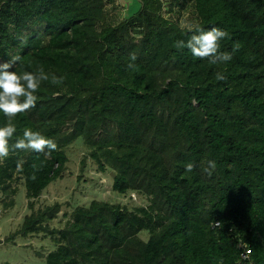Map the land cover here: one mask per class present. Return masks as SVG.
Segmentation results:
<instances>
[{
    "label": "trees",
    "instance_id": "trees-1",
    "mask_svg": "<svg viewBox=\"0 0 264 264\" xmlns=\"http://www.w3.org/2000/svg\"><path fill=\"white\" fill-rule=\"evenodd\" d=\"M137 1L119 18L128 8L105 0H0V61L18 55L17 74H49L36 106L13 118L9 145L26 128L57 144L47 156L11 150L0 162L3 205L24 186L20 232L52 238L46 264H264V0ZM187 24L226 31L219 50L232 59L212 64L178 49L192 35ZM7 119L0 113V126ZM74 144L87 150L82 168L91 160L112 192L145 204L93 200L50 227L60 204L34 206Z\"/></svg>",
    "mask_w": 264,
    "mask_h": 264
},
{
    "label": "rangeland",
    "instance_id": "rangeland-1",
    "mask_svg": "<svg viewBox=\"0 0 264 264\" xmlns=\"http://www.w3.org/2000/svg\"><path fill=\"white\" fill-rule=\"evenodd\" d=\"M106 8L112 6L126 7L125 11H118L116 17L123 18L135 14L140 9L137 0H105ZM126 9V8H125ZM154 66V65H153ZM153 69V67H152ZM169 79H163V83L171 84ZM159 89L164 87L157 85ZM167 88V86H166ZM170 91L174 90L171 85ZM68 162L63 176L52 182L36 200L34 210L60 204V213L56 219L49 223L50 227L61 228L65 224L64 214H70L78 206H86L93 200L107 201L110 203H120L128 208L144 205V200L135 193L117 195L111 190V178L106 173H102L91 160H87L82 168L80 161L87 154L86 148L82 144H74L67 149ZM110 175V174H109ZM14 196V205L5 208L3 205V195L0 194V264H46L45 256L55 249V243L49 236L40 234H23L20 232L23 218L29 214L26 207L25 188L18 187ZM135 197V199L133 198ZM146 232H142L145 238ZM146 239V238H145Z\"/></svg>",
    "mask_w": 264,
    "mask_h": 264
},
{
    "label": "clouds",
    "instance_id": "clouds-1",
    "mask_svg": "<svg viewBox=\"0 0 264 264\" xmlns=\"http://www.w3.org/2000/svg\"><path fill=\"white\" fill-rule=\"evenodd\" d=\"M125 6V8L128 7V2ZM185 27L192 35L186 42L184 40L177 41L175 46L178 49L187 48L194 57L200 59L209 58L212 64L225 63L232 59V55L229 52H221L219 50V42L229 35L226 31L214 26L207 30L192 24H187ZM22 42H26V37H22ZM238 47L236 45L233 48V52ZM136 59L135 53L130 54V61H135ZM20 60V56L14 55L9 61H0V113H3L8 118L5 126H0V162L9 156L11 150H31L43 152L47 156L57 149V144L54 140L46 138L39 131H33L28 128L24 129L22 137L17 138L11 147L9 145V141L16 133L13 118L36 106L38 96L35 93L41 81L49 80V74L45 73L43 68L36 73L24 71L22 74H17L13 68L16 62ZM128 67L133 68L134 64L129 63ZM216 79L221 81L226 79V77L221 72H217ZM51 82L55 85H60L63 83V77H57L52 74ZM46 149L47 152L45 151ZM206 164L207 166L203 168V171L211 175L216 168V162L208 160ZM17 166L20 167V162H18ZM185 168L187 172H192L194 165L187 163Z\"/></svg>",
    "mask_w": 264,
    "mask_h": 264
},
{
    "label": "built area",
    "instance_id": "built-area-1",
    "mask_svg": "<svg viewBox=\"0 0 264 264\" xmlns=\"http://www.w3.org/2000/svg\"><path fill=\"white\" fill-rule=\"evenodd\" d=\"M133 199H135V197ZM242 248H243V250L241 252L240 258H241V260H246L247 257H248L249 251H247V250L244 249L245 246H242Z\"/></svg>",
    "mask_w": 264,
    "mask_h": 264
},
{
    "label": "water",
    "instance_id": "water-1",
    "mask_svg": "<svg viewBox=\"0 0 264 264\" xmlns=\"http://www.w3.org/2000/svg\"><path fill=\"white\" fill-rule=\"evenodd\" d=\"M110 176H113V173H110Z\"/></svg>",
    "mask_w": 264,
    "mask_h": 264
}]
</instances>
